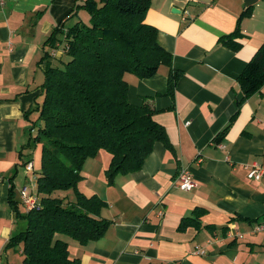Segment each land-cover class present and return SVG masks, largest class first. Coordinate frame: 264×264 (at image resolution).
Segmentation results:
<instances>
[{
	"label": "crops",
	"instance_id": "crops-1",
	"mask_svg": "<svg viewBox=\"0 0 264 264\" xmlns=\"http://www.w3.org/2000/svg\"><path fill=\"white\" fill-rule=\"evenodd\" d=\"M77 1L5 0L0 6V264H22L21 245L8 243L27 228L22 189L39 199L34 154L40 147L30 138L40 125L44 67L53 63L40 59L50 50L44 43L53 28L88 20L84 10L70 14ZM244 1L151 0L144 22L157 30L181 77L172 97L165 91L166 66L148 79L126 74L125 80L129 103L156 110L153 120L167 144L156 142L140 170L117 175L112 185L105 178L107 152L85 161L79 190L106 203L100 216L110 225L85 246L60 236L80 264H264V231L253 232L264 224V176L249 180L245 171L264 163V85L215 142L242 97L237 77L264 42V0L239 19L249 8ZM234 32L238 48L219 41ZM30 161L33 175L24 168ZM183 169L195 183L189 192L176 183ZM197 208L203 212L196 223L179 228Z\"/></svg>",
	"mask_w": 264,
	"mask_h": 264
},
{
	"label": "trees",
	"instance_id": "trees-1",
	"mask_svg": "<svg viewBox=\"0 0 264 264\" xmlns=\"http://www.w3.org/2000/svg\"><path fill=\"white\" fill-rule=\"evenodd\" d=\"M150 2L78 0L70 14L84 10L88 20H78L65 30L60 24L45 39L50 50L40 63L48 58L53 63L44 67L43 99L36 108L40 125L30 138L40 147L35 179L39 207L27 212L23 218L27 228L8 243L21 245L22 264H80L78 258L70 256L61 237L85 246L100 239L109 227L110 222L100 216L106 203L79 190L87 159L100 150L111 156L105 178L107 185H112L117 175L140 170L156 142L167 144L164 128L153 120L156 110L145 102L140 106L129 103L125 80L126 74L148 79L160 66H166L165 91L172 97L181 77L172 67L171 55L158 43L157 30L144 22ZM250 14L251 8H246L239 19ZM238 36L234 32L219 41L236 49L239 46L233 39ZM260 45L237 77L242 97L236 101L237 109L228 125L216 136V143L241 104L264 85V42ZM64 57L66 62H62ZM68 191H72L73 201L64 197ZM11 197L9 203L15 209ZM201 212L195 209L192 216L181 220L179 228L194 225Z\"/></svg>",
	"mask_w": 264,
	"mask_h": 264
},
{
	"label": "built area",
	"instance_id": "built-area-1",
	"mask_svg": "<svg viewBox=\"0 0 264 264\" xmlns=\"http://www.w3.org/2000/svg\"><path fill=\"white\" fill-rule=\"evenodd\" d=\"M5 0H0V6L4 5ZM188 125V123L186 122V126ZM25 170L27 173L30 174H34V165L33 163L27 162L26 165L24 166ZM245 171H247V178L249 180H255L258 181L261 180V178L264 176V163L262 164H258V163H252L249 165H245ZM177 178H176V183L178 188L189 192V190L191 191L194 186L195 183L192 179V176L190 174V172L188 171V169H183L181 170L179 173H177ZM20 197H21V202L23 204V206L26 208L27 211H30L34 208L39 207L38 205V201L36 198L32 197L29 193H28V189L27 187H24L22 189V191L20 192ZM264 231V224H258L256 226H254L253 228V232H262ZM197 253L199 254H203V251L200 249L196 250Z\"/></svg>",
	"mask_w": 264,
	"mask_h": 264
},
{
	"label": "rangeland",
	"instance_id": "rangeland-1",
	"mask_svg": "<svg viewBox=\"0 0 264 264\" xmlns=\"http://www.w3.org/2000/svg\"><path fill=\"white\" fill-rule=\"evenodd\" d=\"M67 57H64L62 58V62H66L67 61ZM57 63V66H62L61 62H56ZM40 152H39V149L35 152L34 154V163H36L37 165L39 164V161H40ZM37 168V167H36ZM80 185V184H79ZM66 198V200L68 201H73L74 200V196H73V193L72 191H68L67 194L64 196Z\"/></svg>",
	"mask_w": 264,
	"mask_h": 264
},
{
	"label": "water",
	"instance_id": "water-1",
	"mask_svg": "<svg viewBox=\"0 0 264 264\" xmlns=\"http://www.w3.org/2000/svg\"><path fill=\"white\" fill-rule=\"evenodd\" d=\"M256 1H257V0H245V1H244V2H245V3H244V4H245V7H250L251 4L253 5L254 3H256ZM173 11H174L173 13L176 14L178 10L173 9ZM178 12H179V11H178Z\"/></svg>",
	"mask_w": 264,
	"mask_h": 264
}]
</instances>
